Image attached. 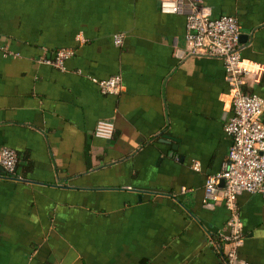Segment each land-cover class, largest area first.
Returning a JSON list of instances; mask_svg holds the SVG:
<instances>
[{
    "label": "crops",
    "instance_id": "0c3cea01",
    "mask_svg": "<svg viewBox=\"0 0 264 264\" xmlns=\"http://www.w3.org/2000/svg\"><path fill=\"white\" fill-rule=\"evenodd\" d=\"M194 1L237 17L241 88L264 99V0ZM184 32L159 0H0V149L17 151L0 264H224L230 211L204 184L227 159L229 83L220 58L174 55ZM63 46V67L42 61ZM112 74L122 89L103 93L93 78ZM236 203L239 255L264 264V195Z\"/></svg>",
    "mask_w": 264,
    "mask_h": 264
},
{
    "label": "built area",
    "instance_id": "2783aa9c",
    "mask_svg": "<svg viewBox=\"0 0 264 264\" xmlns=\"http://www.w3.org/2000/svg\"><path fill=\"white\" fill-rule=\"evenodd\" d=\"M159 8L162 12L185 15V45L180 47L173 42L176 57L210 56L218 57L223 62L231 105V114L224 123V130L231 142L222 167L207 175L204 192L208 199L222 200L230 211L225 224L224 264H252L239 255L244 234L236 198L242 191L264 195V123L261 118L264 99L241 88L243 75L248 69L240 53L239 22L231 14L213 16L209 6L194 0H159ZM123 36V32L114 33V43L121 44ZM74 53L73 47H58L53 56H44L42 61L63 67L65 59ZM93 80L103 93L117 94L122 89L119 74ZM113 130L114 123L110 119L100 118L95 123L94 132L98 136L110 137ZM16 162L17 151L9 146L1 147L0 177L12 176Z\"/></svg>",
    "mask_w": 264,
    "mask_h": 264
},
{
    "label": "water",
    "instance_id": "95a60500",
    "mask_svg": "<svg viewBox=\"0 0 264 264\" xmlns=\"http://www.w3.org/2000/svg\"><path fill=\"white\" fill-rule=\"evenodd\" d=\"M220 182H223V179H221Z\"/></svg>",
    "mask_w": 264,
    "mask_h": 264
}]
</instances>
